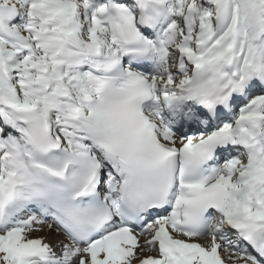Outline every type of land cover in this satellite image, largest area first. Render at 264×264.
<instances>
[{"label":"snow or ice","instance_id":"obj_1","mask_svg":"<svg viewBox=\"0 0 264 264\" xmlns=\"http://www.w3.org/2000/svg\"><path fill=\"white\" fill-rule=\"evenodd\" d=\"M0 264H264V0H0Z\"/></svg>","mask_w":264,"mask_h":264},{"label":"bare ground","instance_id":"obj_2","mask_svg":"<svg viewBox=\"0 0 264 264\" xmlns=\"http://www.w3.org/2000/svg\"><path fill=\"white\" fill-rule=\"evenodd\" d=\"M38 235H47V233H46V232H45V233H39ZM57 238H58V237H56L55 235H49V240H50V242H52V243H55L56 240H57Z\"/></svg>","mask_w":264,"mask_h":264}]
</instances>
